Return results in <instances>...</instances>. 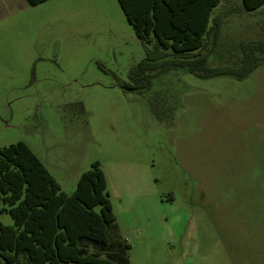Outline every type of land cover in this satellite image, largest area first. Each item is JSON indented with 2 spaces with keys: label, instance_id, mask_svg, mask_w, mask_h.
<instances>
[{
  "label": "rangeland",
  "instance_id": "1",
  "mask_svg": "<svg viewBox=\"0 0 264 264\" xmlns=\"http://www.w3.org/2000/svg\"><path fill=\"white\" fill-rule=\"evenodd\" d=\"M212 17L209 67L235 68L241 44L264 42V5L221 0ZM145 58L116 0H0V147L24 143L68 195L97 162L108 239L129 264H264V66L124 91Z\"/></svg>",
  "mask_w": 264,
  "mask_h": 264
},
{
  "label": "trees",
  "instance_id": "2",
  "mask_svg": "<svg viewBox=\"0 0 264 264\" xmlns=\"http://www.w3.org/2000/svg\"><path fill=\"white\" fill-rule=\"evenodd\" d=\"M47 0H25L36 6ZM146 58L129 74L126 92L151 90L160 76L175 71L199 79L243 81L264 66V42L240 45L237 66L209 67L218 40L214 9L221 0H116ZM264 0H240L245 13ZM152 108V109H151ZM158 117L162 112L150 104ZM0 260L16 264L22 254L30 264H129L108 239L115 217L100 165L82 173L71 194L64 193L46 167L22 142L0 147Z\"/></svg>",
  "mask_w": 264,
  "mask_h": 264
}]
</instances>
